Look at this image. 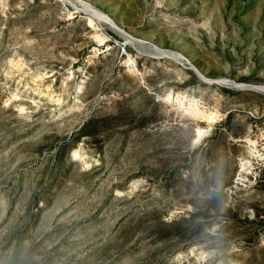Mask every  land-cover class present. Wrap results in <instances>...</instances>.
I'll list each match as a JSON object with an SVG mask.
<instances>
[{
  "label": "rangeland",
  "instance_id": "1",
  "mask_svg": "<svg viewBox=\"0 0 264 264\" xmlns=\"http://www.w3.org/2000/svg\"><path fill=\"white\" fill-rule=\"evenodd\" d=\"M0 264H264V0H0Z\"/></svg>",
  "mask_w": 264,
  "mask_h": 264
}]
</instances>
